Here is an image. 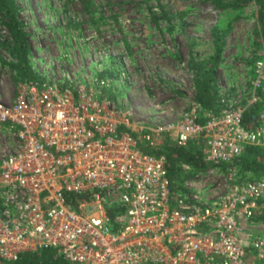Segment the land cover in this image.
<instances>
[{
  "label": "built area",
  "instance_id": "obj_1",
  "mask_svg": "<svg viewBox=\"0 0 264 264\" xmlns=\"http://www.w3.org/2000/svg\"><path fill=\"white\" fill-rule=\"evenodd\" d=\"M250 85L217 110L192 102L142 137L150 146L201 139L211 173L264 146V107L256 126L242 123L264 95L263 56ZM131 126L92 88L32 80L0 97V260L53 248L67 264H264V235L251 229L264 215V174L240 179L230 167L219 194L175 192L165 155L142 150Z\"/></svg>",
  "mask_w": 264,
  "mask_h": 264
},
{
  "label": "rangeland",
  "instance_id": "obj_2",
  "mask_svg": "<svg viewBox=\"0 0 264 264\" xmlns=\"http://www.w3.org/2000/svg\"><path fill=\"white\" fill-rule=\"evenodd\" d=\"M15 2L27 33L28 62L39 76L36 80L99 91L127 111L132 134L142 147L147 145L144 127L175 120L197 102L189 62L213 53V27L226 30L215 74L220 90L233 94L251 90L252 59L264 53L255 34L253 5L232 10L204 0ZM10 46V32L0 16V97L6 102L19 84L28 82L17 80L9 67ZM100 78L107 80L106 86L96 84ZM167 140L173 144L170 137ZM207 169L192 175L187 188L221 193L226 170ZM251 229L255 236L264 235V219Z\"/></svg>",
  "mask_w": 264,
  "mask_h": 264
},
{
  "label": "trees",
  "instance_id": "obj_3",
  "mask_svg": "<svg viewBox=\"0 0 264 264\" xmlns=\"http://www.w3.org/2000/svg\"><path fill=\"white\" fill-rule=\"evenodd\" d=\"M86 2V0H84ZM211 3L214 7L230 8L232 10L242 9L248 5H253L257 13V26L255 29L256 38L262 44L264 52V0H204ZM19 8L15 0H0L1 24L8 29L11 37L12 62L9 67L15 73V78L32 81L39 79V76L31 69L28 62V41L27 33L24 31L22 23L18 20ZM226 30L218 27L212 28L213 53L202 61L191 58L189 68L193 75L195 86V99L203 109L217 110L223 96H234L233 93L225 92L216 85V70L222 61V52L225 45L224 34ZM261 56L252 59L253 65ZM254 67V66H253ZM245 103V100H242ZM264 107V95L251 106L246 107L242 123L246 128H252L258 123V112ZM139 143V141H138ZM140 144V143H139ZM140 148L154 154H164L168 178L171 189L175 192L185 193L186 181L194 174L208 168L204 162L203 142L201 139L189 141L185 146L171 144L170 140L158 146H150L147 142L146 147ZM183 165L190 167L187 172ZM235 167L240 179H250V174L259 177L264 174V146L249 145L244 152L228 164L222 165L225 170ZM264 219V215H263ZM62 258L56 256L52 248L42 249L36 252L22 253L16 260L5 262L0 260V264H63Z\"/></svg>",
  "mask_w": 264,
  "mask_h": 264
}]
</instances>
